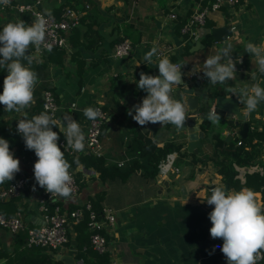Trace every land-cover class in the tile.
I'll use <instances>...</instances> for the list:
<instances>
[{
    "label": "crops",
    "instance_id": "0c3cea01",
    "mask_svg": "<svg viewBox=\"0 0 264 264\" xmlns=\"http://www.w3.org/2000/svg\"><path fill=\"white\" fill-rule=\"evenodd\" d=\"M65 1L42 0L41 7L44 10L50 9L56 15L64 7ZM104 1L109 3L107 0H83L73 5L79 9L80 18L79 25L69 34L68 47L53 48L44 53L34 47L30 48L32 70L37 73L38 82L29 108L20 113L7 112L4 111V105L0 104V137L4 136L8 140L10 151L20 161V171L9 182V186L20 175L26 177L23 187L15 194L0 195V212L12 216L21 211L29 225L43 220L40 199L46 190L34 178L33 167L37 157L29 156L24 141L20 142L19 137L14 135L18 134L17 120L25 115L31 119L32 111L35 114L40 111L35 112V105L45 85V88H50L55 94L58 109L54 118L58 124L64 114L70 113L85 134L89 119L83 115V110L100 104L107 111L108 118L101 132V154L95 155L86 149L68 153L58 145L70 156L87 154L97 157L101 166H121L131 158L127 152V144L135 142V134L141 136L140 140L143 141L144 138H149L157 146H164L168 141L181 142L187 152L178 164L175 163L177 151L168 153L167 161L170 163L164 164L162 168L158 165L154 179H147L140 170H133L125 176L110 173L103 176L92 162L86 163L81 159L71 165L70 169L78 180V190L69 197H59L58 203L68 209L71 205L90 203L91 198L97 195L102 196L99 204L114 210L115 220L105 230L108 264H227L220 251L223 240L213 239L210 235L212 224L208 214L213 206L208 205L205 199L207 194L211 195L210 185L225 183L217 173L213 161L202 164L200 161L193 162L192 159L193 154L211 153L215 149L214 134L218 132L225 136L226 141L243 138L239 134V127L228 124V119L247 121V133L250 129L260 130L263 126L264 102L258 105L256 111L248 114L241 102L246 97L241 92L256 83L264 87V73L257 70L258 66L250 54L244 51L247 42L258 45L264 42V0H243L234 5L224 4L219 9L209 10L203 27L194 28L189 41L191 44H185L182 34L177 31L176 18L181 16L188 20L202 0H111V5H103ZM91 8L97 14H93ZM17 18L29 24L33 21L28 12L0 8V30ZM225 21L230 26L231 34L224 40L214 39L210 29L222 26ZM126 32H131L140 39L132 45L128 54L115 57L112 55V48L117 42L115 38ZM126 38L130 39L129 36ZM88 39L90 47L85 46ZM195 41L198 43L195 44ZM226 43L233 46L232 58L237 71L236 79L221 87L220 83L211 84L203 72L206 71V58L216 55L218 49L226 46ZM153 46L164 49L165 56L172 62L184 65L181 69L184 73L183 84L174 86L171 96L175 100L185 101L182 88H191L198 99V106L194 110L186 107L187 120L200 113L202 130V108L210 113V106L215 100V97L206 95L210 89L216 88L230 98L226 101L227 106L232 104L231 98H234L239 115L243 118H238L235 112L216 107L217 112H221L220 120L217 124H212L209 130H202L204 138L196 152L187 148V132L170 123L140 126L128 115V111L141 103L147 95L137 86L140 73L159 75L157 64L162 57L154 55L151 64L144 60V55ZM1 71L2 68L0 73ZM6 75L7 71L1 74L0 93L3 91ZM229 88H234L237 95L229 93ZM53 130L59 133L55 126ZM228 134L231 135L230 139H226ZM59 136L66 140L63 133H59ZM256 147L255 158L264 160V141L258 140ZM245 148L250 149V144ZM121 161L122 164H118ZM163 163L164 160L160 164ZM254 163L260 164L257 161L252 164ZM255 169L256 166L243 165L237 176L243 180L246 173ZM227 188L239 191L234 186L227 185ZM254 192L257 200L264 204L262 193ZM81 228L85 229L81 221L68 226V241L61 248L52 251L56 258L62 259L66 264H77L78 257L75 255L79 252L80 244H83L84 251H94L91 245L85 244L90 242ZM14 238L15 234L0 227V250H10ZM62 255L68 256L69 260H64ZM0 264H5L2 256Z\"/></svg>",
    "mask_w": 264,
    "mask_h": 264
},
{
    "label": "clouds",
    "instance_id": "9594fccd",
    "mask_svg": "<svg viewBox=\"0 0 264 264\" xmlns=\"http://www.w3.org/2000/svg\"><path fill=\"white\" fill-rule=\"evenodd\" d=\"M10 2L0 0V4L7 5ZM51 15V10L45 9L43 13L35 14L31 24L17 18L0 30V68L7 71L0 93V104L4 105V111L20 113L33 103L38 75L32 70L30 48L40 51L45 46L47 18ZM47 50L51 51L50 45ZM244 51L250 54L258 66L257 70L264 73V42L259 45L247 42ZM157 52V47L153 46L144 55V60L151 64ZM232 53V44L226 43L216 55L206 58V71L203 74L211 84H226L236 79L237 69ZM183 66L164 56L158 60L159 75L140 73L137 86L147 95L128 111V115L140 126L148 123H170L177 129L184 126L187 101L175 100L171 96L173 87L183 84ZM228 91L237 95L234 88ZM241 95L246 97L241 102L246 112L251 114L264 102V87L256 83L250 89L242 90ZM83 115L92 121L98 117L106 119L101 117L100 109L93 107L85 108ZM208 119L217 124L220 115L213 110ZM17 121V132L22 136L26 148L33 150L37 157L33 167L35 181L51 195L69 197L73 179L69 172L71 165L58 146V140L59 133H63L69 148L75 152L84 151L86 137L79 122L68 113L63 115L58 124L47 111L31 119L25 115ZM53 126L59 129V133L53 131ZM19 171V159L10 151L8 140L0 137V184L12 181ZM206 200L208 205L213 206L208 214L212 224L209 232L213 239L223 240L220 251L227 264H257V261L264 260V253L261 252L264 250V204L257 200V194L247 187L234 191L219 185L211 189V195Z\"/></svg>",
    "mask_w": 264,
    "mask_h": 264
},
{
    "label": "built area",
    "instance_id": "2783aa9c",
    "mask_svg": "<svg viewBox=\"0 0 264 264\" xmlns=\"http://www.w3.org/2000/svg\"><path fill=\"white\" fill-rule=\"evenodd\" d=\"M42 0H30L25 2L12 1L5 5L0 4V8L13 10L16 12H28L31 14L32 19H35L36 13H43L44 9L41 7ZM243 0H202V3L198 4L189 20L183 25L182 31L192 34L194 28L203 27L206 20V13L209 10L219 9L222 5H234L240 3ZM88 6L87 4L85 5ZM174 17V14H171ZM80 11L77 7L65 6L59 15L52 13L51 17L47 18V27L45 34V46L41 48L40 52H47V46L53 48H66L68 47V39L71 30L79 25ZM133 46L128 38H124L117 41L112 48V55L115 57H121L128 54L132 50ZM35 49V48H34ZM36 50V49H35ZM164 49H158L157 56H165ZM178 63V62H173ZM41 110L36 114H40L43 111H47L53 117L55 116L58 104L55 94L50 88H46L40 95ZM93 108L100 109L101 117H98L95 121L88 120V125L85 132V149L95 155H100L102 150L101 132L102 126L108 118L107 111L97 104ZM210 112L216 110L215 100L213 105L210 106ZM58 145L64 148L68 153H75L66 144V140L62 137L58 140ZM168 156V154H167ZM165 157L163 165L159 163L162 168L164 164H168V157ZM118 164H122V161ZM73 179L71 182V193H76L78 190V183L75 173L72 169H69ZM26 181L24 175H20L15 182L0 192L1 196L15 194L21 187H23ZM60 196L51 195L47 191L40 199V209L43 210L42 222L29 225L24 220V215L21 211L16 212L12 216H7L0 212V227H3L13 234L20 231L26 232V244L28 245H41L51 250L61 248L68 241V226L73 223H78L86 219V226L89 231V242L91 247L98 253L107 251V237L105 230L115 220L114 210L111 207L103 206L101 212L98 214L96 211L91 210L90 203L86 202L82 205H78L73 209H62V206L58 203ZM84 205V206H83ZM264 253V250H261ZM260 261V260H259ZM258 262V261H257ZM77 264L82 263V258L76 260Z\"/></svg>",
    "mask_w": 264,
    "mask_h": 264
},
{
    "label": "trees",
    "instance_id": "16d2710c",
    "mask_svg": "<svg viewBox=\"0 0 264 264\" xmlns=\"http://www.w3.org/2000/svg\"><path fill=\"white\" fill-rule=\"evenodd\" d=\"M83 0H66L65 6H72L76 5L78 2H82ZM109 3L103 2V5H111L113 2L111 0H107ZM110 6H107L109 8ZM62 11V8L60 12ZM93 14H97L95 9L91 8ZM60 12L56 13L59 15ZM189 20V19H188ZM186 18H182L181 16L176 18V29L178 32L182 34V38L185 44H188L191 35L187 32H183L181 28L183 25L188 21ZM76 28V27H75ZM74 28V29H75ZM72 31V30H71ZM131 39L132 45L135 42L139 41V37L135 36L131 32H126L122 36H117L115 38L116 41H120L126 37ZM85 46L88 45L89 39L86 40ZM6 70L2 69L0 73V83H1V74L5 73ZM224 84H221L223 87ZM46 86L43 85V88ZM42 88V89H43ZM43 89V90H44ZM223 93L216 89H210L206 96L209 97H216V95H222ZM208 98V97H207ZM36 111L41 110V101L38 98L36 101ZM105 107V106H104ZM203 113V123H202V130L207 131L209 127L212 126V122L208 119V111L205 108H202ZM36 115L33 111L31 113L32 116ZM106 122V121H105ZM105 124V123H104ZM54 131V130H53ZM18 133V132H16ZM204 133V132H203ZM204 135V134H203ZM20 142L23 141L22 136L18 133ZM135 142H130L127 144V152L131 155L129 162L117 166L110 165V166H101L99 159L92 155H79V156H70L66 151L61 148V151H64L65 159L69 162L70 165L75 164L78 159L84 160L86 163L92 162L95 167L100 170L101 175H108L109 173L112 175L116 174H123L125 176L127 173L132 172L133 170H140V173L145 176L147 179H154L155 175L158 172V165L161 160H163L168 153L174 152L173 150L177 151V157L175 158V163L182 162L183 156L187 153L183 149V143L181 142H173L168 141L165 143L164 146H157L154 142H152L149 138H144L140 140L141 136L135 134ZM4 138V136H2ZM204 138V137H203ZM215 139V149L211 153L201 152L200 155L193 154V162L200 161V163L204 164L207 161L211 160L215 164V169L217 173L220 175L222 181L228 185L229 187L234 186L235 189L237 188L240 190L241 188L247 187L252 189L253 191H260L262 196L264 197V160H257L255 158L257 153L256 143L258 140L264 141V122L263 126L260 130L257 129H250L247 135L244 138H234L232 140L226 141L225 136L221 133L214 134ZM254 140L253 142H251ZM250 144V149H246L245 146ZM26 147V146H25ZM29 156L35 155L33 150L28 149ZM255 158V159H254ZM98 159V160H97ZM260 162L254 163L253 162ZM248 167L249 165L256 166L255 171L250 173H246L244 179L241 180L238 178L237 174L239 173V169L241 166ZM260 165V166H259ZM192 174V173H191ZM78 181V180H77ZM10 181H5L3 184H0V191L5 190L8 188ZM102 196H93L91 198L90 207L91 210L96 211L98 214L102 210V205L99 204L100 199ZM78 205H71L68 209H73ZM84 206V205H83ZM62 209H64L62 207ZM87 212L85 219L81 222L84 223L85 229H82V233L87 234V238L89 241V232H87L86 226V219H87ZM82 224V223H81ZM80 226V224H79ZM88 246L90 243L85 242ZM83 245V244H82ZM82 245H79V252L75 256L78 258H82V264H108L109 263V255L108 252L98 253L97 251H93L89 249L84 251ZM91 248V247H90ZM92 250V251H91ZM54 250H51L45 246L41 245H28L26 244V232L20 231L15 234V238L12 242V247L10 250H0V256L5 258V264H66L62 259L56 258L53 255ZM88 255V256H87ZM257 264H264V260H260Z\"/></svg>",
    "mask_w": 264,
    "mask_h": 264
},
{
    "label": "water",
    "instance_id": "95a60500",
    "mask_svg": "<svg viewBox=\"0 0 264 264\" xmlns=\"http://www.w3.org/2000/svg\"><path fill=\"white\" fill-rule=\"evenodd\" d=\"M211 35L214 39H221L224 40L227 35L231 34L230 26L227 23V21L224 22L222 26H217V27H212L210 29ZM191 44V42H189ZM198 42L195 41V44ZM182 94L184 95L185 101H187V108L189 110H194L198 106V99L197 97L191 92V88L188 86H184L182 88ZM230 99L225 97L223 94L222 95H216L215 97V106L224 110L227 109L228 111L235 112L238 118H243V116L239 115L238 108L235 106L236 101L234 98L232 99V104L226 105V101ZM217 111V110H216ZM218 114H221V112H218ZM226 117H229L228 114L225 115ZM192 118H188L186 116V122L182 128H179V130L186 131L187 132V148L189 151H197L198 146L201 144V139L204 137L203 131L200 128L201 124V114L197 113L191 116ZM195 120V121H193ZM228 124H233L235 126L239 127V134L241 137H245L247 130H248V122L247 121H240V120H235V119H228L227 120ZM231 135L228 134L226 139H230ZM220 185V184H219ZM216 184H212L209 186V189H212L215 186H219ZM224 186L227 185L225 184ZM210 194H207L205 196V199L209 196ZM64 260L68 261V256H61Z\"/></svg>",
    "mask_w": 264,
    "mask_h": 264
}]
</instances>
